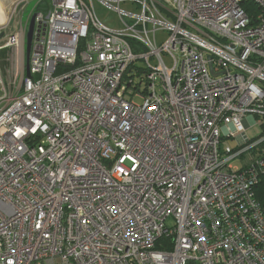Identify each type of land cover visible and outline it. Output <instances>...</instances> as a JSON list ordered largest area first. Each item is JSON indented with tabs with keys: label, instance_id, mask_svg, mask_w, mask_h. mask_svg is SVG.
I'll return each mask as SVG.
<instances>
[{
	"label": "built area",
	"instance_id": "2783aa9c",
	"mask_svg": "<svg viewBox=\"0 0 264 264\" xmlns=\"http://www.w3.org/2000/svg\"><path fill=\"white\" fill-rule=\"evenodd\" d=\"M168 3L0 0V264H264V0Z\"/></svg>",
	"mask_w": 264,
	"mask_h": 264
},
{
	"label": "rangeland",
	"instance_id": "374dc122",
	"mask_svg": "<svg viewBox=\"0 0 264 264\" xmlns=\"http://www.w3.org/2000/svg\"><path fill=\"white\" fill-rule=\"evenodd\" d=\"M46 0H43V2ZM135 1H143V0H135ZM159 3L168 6L169 5V1L171 0H157ZM41 3H39L38 5L35 2L30 3L27 8H25V10L23 11V16L21 17L20 14H18L16 16V20L18 21L20 18L23 21H26L27 16L30 13H34L36 12V10L39 8ZM120 9L123 11H128V12H133V13H138L139 7L136 3H122L120 4ZM9 12L5 11L4 14V18H6V20H8L9 16H10V10ZM95 11L96 14L99 18V20L101 22H103L104 24H106L107 26L113 28V29H120L122 27L121 21L119 19V15L117 14V12L113 11L111 8L108 7H103L101 5H99L98 3H95ZM164 13V18L170 22H172V17L167 15L165 12ZM125 19V17H124ZM13 21L11 22V31L14 30V25H13ZM151 28V26H149V29ZM168 40V33L158 30L156 32V42L157 45H160L164 42H166ZM26 52V51H25ZM23 64L21 66V62H22V57H18L16 56L15 53H13L11 50L9 49H4L0 51V72H1V78H2V84L4 85V87L7 89L8 92H14L15 86L18 82V78L20 76V73L22 72V70H24L26 68L25 66V55L23 58ZM163 61L167 67V69H172L173 66V62L171 57H167V56H163ZM151 64L154 66L156 63L155 61L151 60ZM146 66V64L142 61V60H137L135 62V67L138 69H144ZM17 72H20L19 75ZM135 72V71H134ZM137 72V71H136ZM17 73V74H16ZM141 76H135L133 77L134 82H140V87H139V91H143L145 89V81L142 80L140 81ZM3 95V90H2V86L0 85V98ZM135 103L140 104L142 102L141 98L137 95L134 100ZM259 133V129L255 128L252 129L250 131V135L251 136H255ZM223 142L225 145L230 146L232 148H235L237 146V141L233 138H223ZM232 166L236 169L241 168L242 167V163L241 160H234L232 162ZM167 224H171V221H167Z\"/></svg>",
	"mask_w": 264,
	"mask_h": 264
},
{
	"label": "trees",
	"instance_id": "16d2710c",
	"mask_svg": "<svg viewBox=\"0 0 264 264\" xmlns=\"http://www.w3.org/2000/svg\"><path fill=\"white\" fill-rule=\"evenodd\" d=\"M246 9H247L246 12L248 14H250V12H254L255 11V7H252V5L250 7H247ZM254 190H255L256 199L260 203L261 208H262V210L264 212V177L263 176L259 178V181L256 184Z\"/></svg>",
	"mask_w": 264,
	"mask_h": 264
},
{
	"label": "water",
	"instance_id": "95a60500",
	"mask_svg": "<svg viewBox=\"0 0 264 264\" xmlns=\"http://www.w3.org/2000/svg\"><path fill=\"white\" fill-rule=\"evenodd\" d=\"M33 26H34V16L30 20V24L28 27V32L26 35V68H25V74L26 76H29V69H28V58H29V52H30V47H31V42H32V33H33ZM2 37V34L0 35V38Z\"/></svg>",
	"mask_w": 264,
	"mask_h": 264
}]
</instances>
